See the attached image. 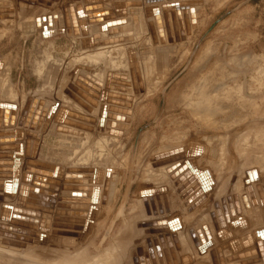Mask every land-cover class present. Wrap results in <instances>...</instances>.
<instances>
[{"label": "rangeland", "instance_id": "1", "mask_svg": "<svg viewBox=\"0 0 264 264\" xmlns=\"http://www.w3.org/2000/svg\"><path fill=\"white\" fill-rule=\"evenodd\" d=\"M18 1L0 0V103L16 102L22 106L27 95H39L45 104L55 108L50 111L49 118L53 113L61 115L71 111L75 107L64 96L68 88L66 82L72 73L75 84L78 81L85 89L90 88L92 93H97L90 96L94 110H102L99 108L101 99L109 98L110 103H114L116 98L125 99L120 98L121 105L117 111L107 113L110 126L104 127L106 131L88 137L84 136L81 128L61 126L64 128L61 130L72 135L57 132L56 121L52 120L55 124L47 121L46 114L40 120L44 126L37 134L44 149L43 159L49 155L57 157L61 162H52L63 170L71 164L94 165L102 171V179L110 171H115L118 180L110 193L108 206H99L92 231L86 237L62 236L46 230L48 244H29L27 249L15 246L14 250L0 246V264H31V260L36 259L47 264H132V255L138 254L133 258L135 261L141 252V255L146 254L145 241L150 237V240L161 242L160 237L165 241L169 235V232L155 233L157 229H146V222H156V227L163 231L168 226L166 220V224H158L161 220L155 213L144 212L140 191L154 189L157 183L166 185L167 172L152 171L150 164L156 156L180 148L187 153L181 161L183 164L199 159L198 167L207 170L208 180L203 186L209 197L206 210H212L213 201L225 199L227 226L235 237V244L231 242L229 249L222 248L224 262L221 263L216 251L221 243L212 242L216 236L202 211L195 212V217H189L186 228H169L177 240L184 235L187 237V234L193 235L191 230L196 234L200 232L206 240L199 247L204 251L203 246L207 245L205 261L193 264H226L227 255L244 250L241 239L247 235L253 236L258 248L257 237L264 234V0H251L246 4L248 0H187V10L190 14L193 11L195 16V30L192 32V20L187 42L177 45H169L165 41L161 45H153L148 36L150 23L155 20L148 9L171 0L163 3L161 0L158 3H151L152 0H101L96 3L57 0L49 8L37 6L32 0ZM71 7L73 12L77 11L75 14L79 21L85 22V28L91 29L92 35L89 32L84 39L73 40L66 34L63 17ZM98 13L106 14L99 21L93 19L95 17L90 18L93 19L91 21L86 16ZM223 16L226 17L220 21ZM73 23L77 34L81 25L77 18ZM153 28L158 35L156 20ZM92 41L104 44L94 46ZM86 48L90 52L85 51ZM130 56L136 57L137 67L130 65ZM74 66L75 69L71 70ZM132 68L137 88L133 84ZM79 77L82 81L78 80ZM119 85L122 89L116 87ZM29 99L33 100L30 96ZM123 102L130 106H123ZM89 114L104 115L101 112ZM0 124L4 126L2 121ZM193 145L200 147L198 157L189 155L193 152L190 150ZM17 147L19 149V145ZM157 163L158 160L154 165L156 170L166 171L176 164L157 166ZM54 167L52 165L50 169ZM208 170L215 175L217 185ZM10 172L6 171V175L12 176ZM69 173L70 170L66 178H70ZM178 179L172 181L175 194ZM128 188L129 199L124 213L112 224ZM235 195L241 211L235 206ZM177 198L181 204L178 195ZM228 198L232 200L233 215L228 207ZM3 201L0 199L1 205L5 203ZM222 208L221 213L225 216ZM181 209L189 214L185 208ZM175 217L181 218L179 215ZM240 218H244L240 220L241 224ZM6 240L12 242V237ZM147 243L151 244V241ZM53 244L57 247L53 248ZM225 244L227 242L222 246ZM213 253H216V262Z\"/></svg>", "mask_w": 264, "mask_h": 264}, {"label": "bare ground", "instance_id": "2", "mask_svg": "<svg viewBox=\"0 0 264 264\" xmlns=\"http://www.w3.org/2000/svg\"><path fill=\"white\" fill-rule=\"evenodd\" d=\"M32 1H33V4H35L37 6L48 7V8L51 5H53L55 2H57V0H32ZM39 1H41L42 3L41 4L38 3ZM78 1H80V0H72V2H78ZM98 1H101V0H87V2H89V3H96ZM158 1H160V0H157V1L152 0L151 3H158ZM163 1L164 0H161L160 3H163ZM184 2H188V1L187 0H178L176 3H180L181 5H184L185 4ZM162 7L159 8L156 6H152L150 9H148V12H150V14H153V16L156 20V23L158 25L159 31L161 29V31L163 32V37L161 36L160 32L157 35V32L155 31L153 26L150 25L151 30L148 29L149 32L148 31L147 32L149 33L148 36H149L151 43L153 45H161V43L164 41L169 45H177V44L186 43L188 40V28L190 27L191 21H192V17H191L189 12L187 15L189 16L188 21H190V23L188 24L187 17L183 18L185 16L184 11L187 10V8H186L187 6H185V8H184L185 10L181 9L180 15L176 14L175 17L173 15H171L170 11H168V13H167L168 15H166L165 11H163ZM95 8H100V6H97V7L95 6ZM156 8L161 9V13L159 15L160 17L158 19L156 18V15L154 13V9H156ZM89 9H91V8H89ZM86 10H88V8H86ZM69 11H70V13H69ZM69 11H66L65 16L63 17L66 34H68L73 40H75V39L77 40V38H81V37L84 39L85 35H87L86 33H89V32L91 33V29L85 28V24H84L85 22L83 23L82 21L81 22L79 21L80 19L78 17H76L77 14H75L77 11L73 12L72 7L69 9ZM105 14L106 13H98V14H94V15L89 14L86 16L89 19L92 17H95L93 19H97L99 21L100 19H103V15H105ZM76 18H77V21L79 22V24L81 25L79 28V31H77V34H80V35H77L75 32L76 29H74L75 26H74L73 21L76 22ZM93 19H90V20L92 21ZM116 19H117V17H116ZM163 19H164V23H163ZM147 20L149 22L150 19H147ZM96 24H97V22H96ZM146 28H149V25H148V27L146 26ZM136 30H137V28H136ZM165 30L167 31V34H165ZM133 33H136V32H133ZM92 34L93 33H91V35ZM133 36H135V35H133ZM130 38H132V37H130ZM136 39H135V41H136ZM92 42H93L94 46L104 44V42H96V41H92ZM87 44H88V42L85 43V46ZM88 47H90V46H87V48ZM87 48L84 50L90 52L89 50H87ZM91 51H92V49H91ZM93 51L95 52L96 50H93ZM105 52H107V51H105ZM83 53H85V52H83ZM85 54H87V52ZM82 56H83V54H82ZM97 60H98V58H97ZM129 60L131 62L130 63L131 66L137 67V65H135V64H137L136 57L130 56ZM73 74L74 73L69 75L70 78L68 77L71 81L67 80V82H66V84H68V88L65 86L67 88V90L65 93L66 96H64L70 103L72 102L71 104L75 107L74 109H71V111H68V112L65 111L66 113H61V115H59L57 113H53L54 115L52 116V118H49L50 113H48L47 110H45V103H44V101H42V98H40L39 95H29L30 98L32 97L33 100L29 99V96L27 95L22 106L17 105L16 102L15 103L13 102L14 104L6 102V103L1 104V105H3L2 108L0 106V122L2 121V123L4 124V126H1L2 124H0V162L3 161L4 163H6L5 165H0V169H2L3 167L4 168L6 167L5 169H9V171H11V172L13 171L11 169H14V171L12 172L13 177L6 175L5 174L6 171H0V199L4 200L3 202H5V203L2 202L3 203L2 205L0 204V246L3 245V246H5L4 248H8V249L12 248L13 249L16 246L18 248L20 247V248H26L27 249L26 245H29V244H35V243L40 244L41 243V246L45 245V242L48 244L49 237L45 236L46 230L50 231L51 234L52 233L53 234H60L62 236H69V237L81 236L82 238H84V237H86L87 233H91V231H92L95 219H96L97 215L99 214V212H98L100 209L99 206L100 205L105 206V205L109 204L110 193L113 189V186L115 185V183L118 180L117 172L110 171V173L107 175V177H104V179H102L103 178L102 171L100 169L96 168L94 165H86V164H84V165H72L71 164L69 166V168L66 169V167H65L66 170L65 169L63 170V169H61L60 166L58 167L56 163L52 162V161L61 162L57 157H54L53 155L52 156L49 155L48 158L43 159L44 149H43L41 138L37 133L40 132L41 129H43V126H44L42 123L43 121L41 122L40 120H43V118L45 117V114H46L47 121L48 120H49V122H51L52 120L56 121L57 132H59V133L62 132L64 135H72V134H68L69 131L61 130V129H64L61 126H64V127L66 126V128H69V129L81 128L84 131V136L88 137L89 135L99 134V132H101V131H104V132L106 131V130H104L105 129L104 127L106 125H108V127L110 126L109 125V122H110L109 116L110 115H108L107 113H111V112L119 109L121 104L119 105L117 102H120V98L123 100L125 99V97L116 98L115 102L112 101L116 104L110 103L109 98L108 99L106 98L107 100L101 99V102L99 101L101 104L98 102L97 103L100 104L99 108L102 110H99V109L94 110V108H93L94 102L92 100L93 98L90 96H92V95L96 96L97 93L96 94L92 93L89 90L90 88L85 89L83 86L80 85V83H79V85H76L72 81L73 78H75V75H73ZM132 74H133L132 76H133L134 87L137 88V81H136V77H135L134 68H132ZM118 82L120 83V80ZM70 85H72V88L70 87ZM116 87L119 88L121 86L119 85ZM77 88H79V89L81 88V89L78 90ZM84 89L86 90L87 93L86 92L82 93V91H85ZM119 89H122V88H119ZM120 91H122V90H120ZM88 93L90 94L89 96H87ZM117 93L119 94V92H117ZM120 94H121V92H120ZM108 96L110 97L111 95L109 94ZM90 98H92L91 100L93 103H91ZM98 100H99V97H98ZM85 104H86V107H84ZM77 107H79V108H77ZM54 109L55 108L51 107L50 111H52ZM6 111H7V113H5ZM16 111H17V113H16ZM37 111H39L40 113H44V114L40 116V114L37 113ZM99 111L101 113H104L103 117H100L102 115H94V114L91 115V114H89V113H100ZM69 112H71V113H69ZM75 114L78 116H81L84 119H82L80 117H75ZM106 114H107V116H106ZM5 115H6V117L4 118ZM10 115H11V119H10ZM62 115H64V116L61 119L60 123H57L58 119ZM35 116H36V119H35ZM68 116H69V118H68ZM91 120H93V121H91ZM51 123L55 124V122H53V121ZM59 127H60V129H59ZM107 130H109V129L107 128ZM33 133H35L36 135H33ZM32 137H34V138H32ZM68 137H70V136H68ZM102 138H106V137H102ZM2 143H6L7 145H4ZM15 143L17 145H19V149ZM21 144L23 145V150L21 149ZM9 148L11 150H9ZM15 149H17V150H15ZM191 149L193 150V152H191L189 155L198 157L200 147L198 145H196V146L193 145L192 147L190 146V150ZM194 152H196V154ZM9 154H13V157H9ZM185 157H186V155H185ZM166 158L167 157H165V159ZM28 160H29V162H28ZM162 161H163V158L158 159V162H162ZM13 162H14V164H13ZM27 162H28V164H26ZM48 164H51V165L47 166ZM166 164H161V165H166ZM52 165L55 166L54 169H48ZM43 169H47V170H43ZM69 170H70V173H69L70 178H66V174L68 173ZM90 170H92V172H91L92 174H89L90 172H84V171H90ZM36 171H44V172H47L48 174H51L53 176L44 175V174L38 173ZM79 174L80 175L89 174L90 177H81V179L77 178V177H72V175L79 176ZM205 175L207 178L208 177L207 171H206ZM193 176L196 178V181L189 188L185 189L186 191H188L196 183L200 182L199 177H198L199 176L198 173H195V171H193ZM101 180H102V184L100 185ZM79 181H84V183L81 184V183H79ZM202 185L204 186V184H202ZM202 185L200 184V188L196 192H200L202 190V188H201ZM209 185H210V183H209ZM176 186L178 187V189H180L181 185H178L177 181H176ZM206 186H207V184H206ZM64 187L65 188L66 187H68V188L69 187H71V188H74V187L85 188V187H87V190H68V189H65ZM258 188H260V187H258ZM147 190H150V189H147ZM147 190L144 189L142 191H147ZM163 190L164 189L154 190V194L161 193ZM178 191H179V193L176 192L177 195H180V193L182 194L184 192V191L181 192L180 190H178ZM201 192L199 194V197H197L196 199L200 198V195H202ZM151 194L152 193H147V194H142L141 196L147 197V196H151ZM64 198L76 199V200L85 199L86 201H89V202L85 203V202L62 201V199H64ZM183 198L186 200L189 197H185V193H184ZM203 198H205V196H203ZM196 199H194L193 201H196ZM52 200H55V201H52ZM228 201H229L228 207H229V209H231L230 213L233 215V213H232L233 204H232L231 198H228ZM148 202H150V200H148ZM198 202H201L200 199ZM215 202H219V204H220L221 200L213 201L212 202V210H210V211L206 210V212H204L203 217L206 219L208 224L211 226V229H212V232L214 233V235L216 237H218L219 239H221V241L227 242V244L230 243L228 245V246H230L231 242L234 241L235 237L233 236L234 234H233V232H231L229 225L227 226V222H229L227 219V215H226V213L228 214V212H227L228 208H227V206L223 205V203L221 202V205L223 207V208L222 207L221 208L223 209L224 213L226 212L225 213L226 217H225L221 213V211H219L220 213L219 212L217 213V210L215 207ZM191 203L192 202H190V204ZM230 203H231V205H230ZM234 203L236 206V200L235 199H234ZM244 203L245 202H243V204ZM46 204H49V206H47ZM145 204H146V201H145ZM146 206H147V204H146ZM193 206L195 207V205H192L191 209H194ZM38 208H42L43 210L41 211ZM261 209H260V211H261ZM214 212L217 213L216 217L219 221V224L221 225V228L219 230L216 228V225H215L214 220H213V218H214L213 213ZM14 216H17L19 218H14ZM220 217H222V219H220ZM62 219L64 221H62ZM99 219L100 218L98 217V220ZM243 219L244 218H240L239 221L243 220ZM65 220H69V221H65ZM248 221H249V219H248ZM42 222H44V223L42 224ZM245 222L244 223L242 222V223L246 224ZM237 224H239V223H237ZM240 224H241V221H240ZM247 225H249V224L247 223ZM9 229H11V230H9ZM237 229H239V226ZM136 230H137V228H136ZM157 230H159V229H157ZM29 232H30V234H29ZM139 232L141 233L140 230H139ZM168 232H169L168 233L169 235H166L167 238L165 241L163 240V239H165L164 237L162 239V237L159 236L161 239V242L157 243V245L159 246V250L157 248V245L154 244L155 240H150L151 237L149 239L151 241V244L147 243V242H150L149 240L145 241L146 242L145 243L146 244V249H145L146 254H144L145 256L143 254L141 256V253H143V252H141L140 256L136 257V259H138V262H137V261H133V258H134V256H137L138 254L132 255V257H131L132 264H134V263L135 264H142V262L145 261L147 258H149V260H150L149 264H193V261H191L190 257L179 256L178 250L180 249V247H179V249H177V247H176V245L179 244L178 240L173 235L174 233L171 230H169ZM191 232H193V231L191 230ZM247 233H249V232H247ZM263 233L260 232V234H263ZM161 236H163V235L161 234ZM263 236H264V234H263ZM7 237L8 238L12 237V242H10V241L7 242V240H6V239H8ZM14 237H18V238H14ZM168 237H169V239H168ZM241 237H243V236H241ZM174 239L176 241H174ZM241 240L240 241H241V244L243 243L242 247L244 248V250L242 249L239 252H236V253L234 252L233 254L227 255L226 259H225L226 264H244L243 262H247L249 260H255V259H258V261L255 263H252V264H264L263 263L264 262V260H263L264 256L263 257L261 256V252H259L257 255H253L254 251L257 250V252H258V248H256L257 246H255L256 243L254 244L253 236L247 235V236H244L243 239H241ZM31 241H33V242H31ZM257 241H258V237H257ZM170 242H172L171 244H173V249L170 248L172 246H169ZM23 243H25V245H23ZM55 244H58V243H55ZM49 245L51 246L52 244L49 243ZM225 246H224L223 250L230 248V247L227 248ZM38 247H40V246H38ZM54 247H57V246H55L53 244V248ZM151 248H153L152 251L155 254L154 258L150 257L149 249H151ZM222 248H223V246L221 247V249ZM20 252H22V251H20ZM37 252H38V250H37ZM49 252H51V251H49ZM3 253H5V252H3ZM40 253H42V252H40ZM42 254L45 255L46 253L45 254L42 253ZM172 254H173V258H171ZM215 254L216 253H213V257H215L214 261L216 262V255ZM263 254H264V251H263ZM140 257H143V261L140 260ZM30 263L31 264H47V263H40L39 260H37V259L31 260Z\"/></svg>", "mask_w": 264, "mask_h": 264}, {"label": "water", "instance_id": "3", "mask_svg": "<svg viewBox=\"0 0 264 264\" xmlns=\"http://www.w3.org/2000/svg\"><path fill=\"white\" fill-rule=\"evenodd\" d=\"M251 0H248L247 2H245L244 4H246V3H248V2H250ZM185 6H188V4H184V5H181L180 3H173V4H167V5H164L163 7H162V9H163V11H165V14L166 15H168L167 13H168V11H170L171 12V15H173L174 17H175V15L176 14H181V9H184L185 8ZM242 6V5H241ZM240 6V7H241ZM240 7H238V8H236L235 10H233L232 12H235V11H237ZM185 10V9H184ZM193 10V9H192ZM191 10V11H192ZM154 13H155V15H156V18L158 19L160 16V13H161V9H159V8H156V9H154ZM184 13L185 14H188V11L187 10H185L184 11ZM227 16V15H226ZM226 16H223V17H221V19H220V21L221 20H223ZM150 25H152L153 26V23L151 22L150 23ZM160 34H161V36L163 37V32L161 31V29H160ZM201 42L202 41H200V43L198 44V46H200L201 45ZM198 48L199 47H197L196 48V50L194 51V53H193V56L196 54V52H197V50H198ZM135 65H137V64H135ZM78 80L79 81H82V79H81V77H79L78 78ZM76 85H79V82L77 81L76 82ZM89 85L91 86V83H89ZM170 85H171V83H170ZM170 85H168L164 90H163V95L167 92V89L169 88V86ZM70 87L72 88V85H70ZM75 89V88H74ZM119 105L121 104L120 102H117ZM123 106L125 105V106H127V107H129L130 105L129 104H122ZM35 106V105H34ZM84 107H86V104L84 105ZM115 111H117V110H115ZM5 113H7V111L5 112ZM37 113H40L39 111H37ZM69 113H71V112H69ZM130 113V112H129ZM6 117V115L4 116V118ZM75 117H80V118H82L81 116H78V115H76L75 114ZM35 119H36V116H35ZM82 119H84V118H82ZM117 119H119V118H117ZM123 120H124V118H122ZM91 121H93V120H91ZM113 132V131H112ZM119 135H121V134H119ZM192 147V146H191ZM10 149V148H9ZM135 154H136V150L134 151V158H135ZM200 154V153H199ZM185 150H184V148H180V149H178V150H175V151H173V152H171V153H168V154H162V155H158V156H156L155 158H153V160H158V159H160V158H163V161L162 162H158L157 163V166H159V165H161V164H166V163H171V162H176V164L175 165H173L170 169H169V172H174V174H173V177L175 176L176 178H179L178 180H177V184L178 185H181L180 186V191L181 192H183L185 189H187V188H189L195 181H196V178L193 176V171H194V166H192V165H190L191 163L190 162H186V163H182L181 161L183 160V159H185L186 157H185ZM171 156V157H170ZM199 156V155H198ZM7 157V156H6ZM165 157H167L166 159H165ZM193 161V160H192ZM6 163H4V162H0V165H5ZM48 169H50V168H48ZM44 170H47V169H44ZM0 171H9V169H0ZM36 172H38V173H41V174H44V175H51V174H48L47 172H44V171H36ZM84 172H90L89 174H92L91 172H92V170H90V171H84ZM89 174H84V175H79V177H90L89 176ZM52 176V175H51ZM72 177H77L76 175H72ZM264 181V180H263ZM65 188V187H64ZM200 188V184L199 183H196L195 185H193V187H191L186 193H185V197H190L189 198V200L187 201V203L188 202H191L192 200H194V199H196L197 197H199V194H200V192L202 191H200V192H196L198 189ZM52 189V188H51ZM65 189H68V190H87V187H85V188H82V187H74V188H71V187H66ZM248 189H249V191L251 192L252 191V189H251V186L249 185L248 186ZM166 191V190H165ZM196 192V193H195ZM147 193H152L151 194V196H147V197H144V200L146 201V204H147V207L149 206V202H148V200H150L151 201V203H152V206H154V210L156 209V207H155V201H154V198L156 199L157 198V200L160 202V203H158L160 206L162 205L161 204V200H160V198L161 197H163V199H164V202L166 203L168 200H167V193L165 192H163L164 194H154V189H150V190H147V191H142V194H147ZM195 193V194H194ZM202 193V192H201ZM141 194V195H142ZM128 199H129V188L126 190V192H125V195H124V197H123V200H122V203H121V205H120V207H119V209H118V211H117V213H116V215H115V217H114V219H113V221H112V224H113V222H115V220L119 217V215H122L123 213H124V210H125V208H126V205H127V203H128ZM234 199L236 200V207L240 210V206H239V203H238V197L237 196H235L234 197ZM52 201H55V200H52ZM62 201H67V202H89V201H86L85 199H82V200H76V199H66V198H64V199H62ZM200 201H202V198H200ZM222 203H223V205H225L226 206V201H225V199H223L222 200ZM168 204V203H167ZM199 204V202H197L196 203V205H198ZM47 206H49V204H46ZM194 207V206H193ZM215 207H216V210H217V213L219 212V211H221V207H220V204H219V202H216L215 203ZM39 210H43L42 208H38ZM149 209V208H148ZM47 210V209H46ZM45 210V211H46ZM48 211V210H47ZM156 212V211H155ZM149 213H150V211H149ZM157 213V212H156ZM163 213V212H162ZM216 212H214L213 213V220H214V223H215V225H216V228L219 230L220 228H221V225L219 224V221H218V219H217V214ZM220 213V212H219ZM14 218H19V217H17V216H14ZM220 219H222V217H220ZM174 220H177V219H174ZM174 220L172 219V220H170V221H168L167 222V224H168V226H170V228H171V225L174 223ZM62 221H64L63 219H62ZM65 221H69V220H65ZM44 222H42V224H43ZM158 224H166V222L165 221H162V222H158ZM157 224H156V222H154V223H151V224H148V226H156ZM165 227H167V226H165ZM155 228H157V227H155ZM9 230H11V229H9ZM169 231V228H165V230L163 231L162 229H160V230H155V232L156 233H161V232H168ZM110 232V228L108 229V233ZM193 233V237H194V239L197 241V239H196V234L194 233V231L192 232ZM260 232H258V234H259ZM29 234H30V232H29ZM14 238H18V237H14ZM168 239H169V237H168ZM258 241H257V245H258V252H257V250L256 251H254L253 252V255H257L259 252H261V256L263 257L264 256V254H263V251H264V248H263V243H264V236L263 235H260L259 237H258ZM174 241H176L175 239H174ZM32 242V241H31ZM157 243H158V241H154V244L155 245H157ZM172 242H170V244H169V246H172V247H170L171 249H173V244H171ZM197 243H198V246H200V243L197 241ZM165 245V244H164ZM176 245V244H175ZM176 247L179 249V246L178 245H176ZM225 247H227V248H229L230 246H228V245H226ZM157 248H158V250H159V246L157 245ZM153 250V248H151V250H150V257L151 258H154L155 257V254H154V252L152 251ZM217 254H219V258H220V261H221V263H223L224 262V257L222 256V249H221V247H219V248H217ZM142 256V255H141ZM171 258H173V254L171 255ZM140 260H142L143 261V257H140ZM135 261H137L138 262V259H136L135 258ZM217 261V260H216ZM258 261V259H255V260H249V261H247V262H243L244 264H252V263H255V262H257ZM149 264L150 263V260H149V258H147L145 261H143L142 262V264Z\"/></svg>", "mask_w": 264, "mask_h": 264}, {"label": "crops", "instance_id": "4", "mask_svg": "<svg viewBox=\"0 0 264 264\" xmlns=\"http://www.w3.org/2000/svg\"><path fill=\"white\" fill-rule=\"evenodd\" d=\"M178 1V0H177ZM176 0H171V1H165L159 8H161L162 6H164V5H167V4H173V3H176L177 2ZM184 3H186V2H184ZM189 3V2H188ZM189 6V5H188ZM156 7H158V6H156ZM187 8V7H186ZM184 11V10H183ZM190 15H192L191 17L193 18L192 20H193V24H192V27H193V29H192V32L195 30L194 29V25H195V16H194V14H193V11L191 12V14ZM185 17H187V22H188V24L190 23V21H188V15L187 14H185V16L183 17V18H185ZM152 21H153V24L155 25V20L154 19H152ZM191 23H192V21H191ZM153 25V26H154ZM87 26V25H86ZM150 30H151V28H150ZM191 35H193L192 33H191ZM73 69H75V66L74 67H72V69L71 70H73ZM7 85H8V87L10 86V83H9V81H8V83H7ZM43 101V100H42ZM174 103H176L177 101H173ZM2 103H0V106H1V108H2V106L3 105H1ZM27 106V105H26ZM16 109V108H15ZM45 110H47V112L48 113H50V110H51V107L50 106H48V104H45ZM16 113H17V111H16ZM199 159H195V160H189L188 162H190L191 164L190 165H192V166H194L193 168H194V171H195V173L197 172L199 175H202L203 177H201V176H198L199 177V183L202 185V184H205V182L208 180V178H206V175H205V173H206V171L207 170H202V169H200L199 167H198V163H197V161H198ZM156 161V160H155ZM155 161L153 162V163H151L150 165L152 166V171H155V172H160V171H164V172H167V174H166V179H165V183H166V185H164L163 183H157V185L154 187V190H159V189H162L163 187H167L166 189L164 188V190H163V192L165 193H167V202L165 203L164 202V199H163V197H161L160 198V200H161V206L158 204V203H160L158 200H157V198L155 199L154 198V201H155V206H157V208L154 210V206H152V203H151V201L148 203L149 204V206L147 207L146 206V204H145V201H144V196H141L140 198H141V202H142V205H143V208H144V212L145 213H149V211L151 212V213H155L158 217H159V220H161V222L162 221H170V220H174V219H177V220H174V223L171 225V228H186V223L188 224V222H189V217H195L196 216V214L195 215H193L195 212H201L202 211V213L204 214V212H206V206H207V203H208V201H209V197H208V194H206L205 193V191L203 190V189H205L204 187H203V185H202V195H200V198H203V196H205V198H203L202 199V201L203 202H199V204L198 205H196V203L199 201V199L200 198H198V199H196V201H191L192 203L190 204V202H186L187 200H189V198L188 199H184L183 198V195H184V193H186L185 191L181 194L180 193V195H178L179 197H180V200H181V204L178 202V198H177V193H179V189H178V187L176 188V194H175V191L173 190V180L176 178H174L172 181H171V178H173V174H174V172H169V170H156L155 168H154V165H155ZM210 173H211V176L213 177V179H214V181H215V184L217 185V179L215 178V175L213 174V172L212 171H210V170H208ZM197 177V178H198ZM201 179V180H200ZM211 179V178H210ZM147 189H150V188H146L145 190H147ZM216 189V188H215ZM166 190V191H165ZM142 191V190H141ZM141 191H140V193H141ZM204 191V192H203ZM163 192H161V193H156V194H161L162 195V193ZM163 193V194H164ZM211 197V196H210ZM177 198V199H176ZM168 203V204H167ZM181 205H182V207L183 208H185V210H186V212H188L189 214L188 215H186L185 214V211H182V207H181ZM192 205H195V207H194V209H191V207H192ZM220 207H221V202H220ZM149 208V209H148ZM148 211V212H147ZM157 213H156V212ZM204 211V212H203ZM163 212V213H162ZM176 215H179V216H181V218H177V217H175ZM156 220H158L157 218H156ZM151 224L152 222H146L145 224L147 225H145V227H146V229H161L160 227L158 228H155L156 226H148V224ZM167 226H168V224H167ZM164 228H165V226H164ZM168 228H170V226H168ZM195 233V232H194ZM190 234V233H189ZM196 234V233H195ZM214 235V234H213ZM196 239H197V241L200 243V245L202 246L203 244H204V242H206V240L202 237V235L201 234H199V233H197L196 234ZM215 239V238H214ZM217 239V240H216ZM216 239L215 240H212V242H218V243H221V245H220V247L222 246V244L224 243L223 241H221V239H219L218 237H216ZM197 241L194 239V237H193V235H188L187 234V237H186V235H184V236H182L181 237V239L180 240H178V243L180 244H178L179 245V247H180V249L178 250V252H179V256H188V257H190L191 258V261H193V262H201V261H205V259L204 258H206V254H208V253H205L206 251H207V245H205V246H203V248L205 249L204 251H200V246H198V243H197ZM220 241V242H219ZM166 243V242H165ZM226 245V244H225ZM178 249V248H177ZM223 249H224V246H223ZM181 254V255H180ZM195 260V261H194Z\"/></svg>", "mask_w": 264, "mask_h": 264}, {"label": "flooded vegetation", "instance_id": "5", "mask_svg": "<svg viewBox=\"0 0 264 264\" xmlns=\"http://www.w3.org/2000/svg\"><path fill=\"white\" fill-rule=\"evenodd\" d=\"M13 172V171H12ZM6 174V173H5ZM4 181V180H3Z\"/></svg>", "mask_w": 264, "mask_h": 264}]
</instances>
